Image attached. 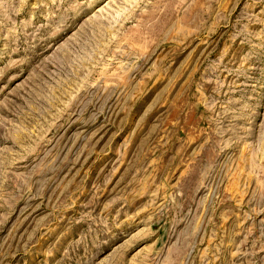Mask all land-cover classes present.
Listing matches in <instances>:
<instances>
[{
	"label": "rangeland",
	"instance_id": "1",
	"mask_svg": "<svg viewBox=\"0 0 264 264\" xmlns=\"http://www.w3.org/2000/svg\"><path fill=\"white\" fill-rule=\"evenodd\" d=\"M0 264H264V0H0Z\"/></svg>",
	"mask_w": 264,
	"mask_h": 264
}]
</instances>
